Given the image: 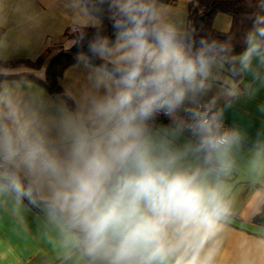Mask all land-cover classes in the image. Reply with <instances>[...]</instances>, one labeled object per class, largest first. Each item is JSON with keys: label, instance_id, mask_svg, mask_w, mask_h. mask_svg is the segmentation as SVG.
<instances>
[{"label": "clouds", "instance_id": "1", "mask_svg": "<svg viewBox=\"0 0 264 264\" xmlns=\"http://www.w3.org/2000/svg\"><path fill=\"white\" fill-rule=\"evenodd\" d=\"M99 5L115 39L98 31L89 43L80 58L88 86L70 108L53 118L0 92V197L41 208L81 264H211L206 245L228 209L207 177L228 170L238 134L211 104L185 105L224 49L201 40L193 53L158 0ZM246 45L241 71L264 61V15ZM161 114L172 123L165 131L153 128ZM184 132L192 140L175 147Z\"/></svg>", "mask_w": 264, "mask_h": 264}, {"label": "crops", "instance_id": "2", "mask_svg": "<svg viewBox=\"0 0 264 264\" xmlns=\"http://www.w3.org/2000/svg\"><path fill=\"white\" fill-rule=\"evenodd\" d=\"M191 0H158V7L180 32L187 28ZM232 17L217 14L214 25L228 30ZM100 19L85 9L83 0H0V59L6 62L35 58L46 46L78 25L95 26ZM63 72V92L73 99L88 86L87 70L80 58ZM38 71L26 65H0V92L11 91L39 105L49 117L62 106L71 107L61 93L51 94L29 80H14L8 75ZM44 73V69L40 70ZM236 78L216 57L205 91L197 102L216 107L220 120L229 123L238 136L230 151V167L214 171L208 183L218 185L227 206L219 228L206 245L211 264H264V223L255 219L264 208V61L253 60V67ZM171 123L155 120L153 128L165 131ZM192 140L184 132L174 140L179 148ZM0 264H81L75 254L61 246L57 230L41 208L10 195L0 197Z\"/></svg>", "mask_w": 264, "mask_h": 264}, {"label": "trees", "instance_id": "3", "mask_svg": "<svg viewBox=\"0 0 264 264\" xmlns=\"http://www.w3.org/2000/svg\"><path fill=\"white\" fill-rule=\"evenodd\" d=\"M83 1L89 12L100 19V23L95 26L78 25L68 29L64 35L46 46L33 59L14 62L0 59L1 66L26 65L38 70L11 74L8 77L14 80L33 81L53 95L64 94L72 106L71 98L63 92L60 83L64 70L75 62L80 54L91 56L88 45L98 31L100 35L110 40L115 39L116 32L112 27V21L108 19L107 11L99 5V0ZM221 12L228 13L232 17L228 30H220L214 25L217 14ZM259 15H264V0H191L187 28L181 33L187 37L186 42L191 45L193 53L201 47L199 43L201 40L209 44L215 42L223 48L224 50L216 57L225 63L236 78H239L240 65L237 58L245 50L247 35L253 29L254 21ZM93 62L99 63L98 60ZM43 69L44 73L41 74L40 70ZM255 219L264 223V208Z\"/></svg>", "mask_w": 264, "mask_h": 264}, {"label": "built area", "instance_id": "4", "mask_svg": "<svg viewBox=\"0 0 264 264\" xmlns=\"http://www.w3.org/2000/svg\"><path fill=\"white\" fill-rule=\"evenodd\" d=\"M208 105H210L209 103H203V102H201V103H198L193 109L194 110H200V111H203ZM212 105V104H211ZM215 109H216V107L214 106V105H212V111L214 112L215 111ZM192 110V109H191ZM182 115H184L185 116V118H186V113H182ZM156 120H162V121H166V122H168V123H171V121L169 120V118L167 117V116H165V115H163V114H161V115H159L157 118H156ZM221 122H222V124H223V128L224 129H228V130H231L232 129V126L229 124V123H227V122H225V121H223V120H221ZM172 124V123H171ZM186 133H188V132H186Z\"/></svg>", "mask_w": 264, "mask_h": 264}]
</instances>
